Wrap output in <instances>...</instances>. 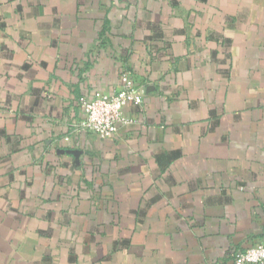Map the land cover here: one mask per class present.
Masks as SVG:
<instances>
[{
  "label": "crops",
  "instance_id": "crops-1",
  "mask_svg": "<svg viewBox=\"0 0 264 264\" xmlns=\"http://www.w3.org/2000/svg\"><path fill=\"white\" fill-rule=\"evenodd\" d=\"M144 92L106 140L82 103ZM264 245V0H0V264H233Z\"/></svg>",
  "mask_w": 264,
  "mask_h": 264
},
{
  "label": "built area",
  "instance_id": "built-area-1",
  "mask_svg": "<svg viewBox=\"0 0 264 264\" xmlns=\"http://www.w3.org/2000/svg\"><path fill=\"white\" fill-rule=\"evenodd\" d=\"M143 98V90L136 86L128 73H123L120 87L114 94L98 95L92 101L82 103L85 119L81 127L102 140L110 139L117 134L120 126L132 124L124 109L129 106L140 107ZM233 264H264V245L235 253Z\"/></svg>",
  "mask_w": 264,
  "mask_h": 264
}]
</instances>
